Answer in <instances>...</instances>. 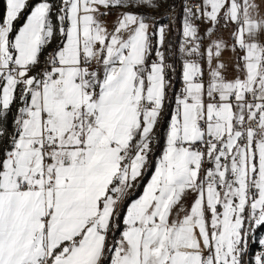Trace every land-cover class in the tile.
I'll list each match as a JSON object with an SVG mask.
<instances>
[{"label": "crops", "instance_id": "1", "mask_svg": "<svg viewBox=\"0 0 264 264\" xmlns=\"http://www.w3.org/2000/svg\"><path fill=\"white\" fill-rule=\"evenodd\" d=\"M6 1L0 23V67L12 61L24 65L37 60L41 38L51 35L63 76L36 92L28 91L24 68L20 80L8 73L2 76L0 122L7 126L13 121V109L24 110L28 118L22 132L35 139L55 136L59 145L48 152L51 160L44 167L54 178V188L48 190L21 187L24 182L39 184L34 172L43 167L41 153L31 150L26 138L18 141L13 159L2 157L5 147L0 145V223L13 219V232L6 237L11 247L6 241L0 243V259L6 264H30L38 258L42 264H67L73 254L83 256L85 249L79 245L86 240L89 226L95 225L103 243L97 244L93 262L87 264H242L243 256L236 249L244 239L239 218L253 166L251 156L254 149L256 157L264 152V0H205L202 10L187 12L190 18L204 15L201 28L174 15L172 29L176 33L180 29L177 39L199 40L203 34L204 91L219 90L218 101L207 103H203L201 85L194 80L203 63L197 57L180 55L176 41L166 49L169 60L178 61L179 81L185 83L183 91L192 102L164 84L161 63L149 61L150 56L163 52L161 34L151 16L174 6L176 0L162 8L157 0H142L135 3V11L119 12L109 19L102 18L101 10L118 0H56L54 12L50 2L40 0L17 29L11 26L29 0ZM81 58L88 65L79 68ZM249 90L255 91L252 99H247ZM142 99L151 103L149 112L140 111ZM166 103L171 109L153 169L140 193L122 206L116 219L112 207L109 212L101 211L102 203L96 216L87 214L93 206L87 200L81 208L74 201H69L66 210L59 206L55 174L50 169L55 158H59L57 168L74 163L95 169L99 163H112L111 174L100 184H105L110 197L111 177L122 170L118 151L132 147L135 138L137 143L153 133ZM203 116L204 128L198 124ZM256 118L258 134L252 125ZM220 133L225 135L230 156L225 162L211 160L208 174L217 190L210 182L195 191L198 163L189 168L192 162L187 161L185 177L179 178L169 167L172 153L191 151L199 162L193 144L204 135ZM147 158L136 155L130 163L136 187ZM257 160L254 178L264 184V162ZM230 172L235 176L227 181ZM91 185L96 192L97 186ZM161 185L168 192L172 189L170 198L155 193ZM149 193L152 199L141 202ZM83 207H87L85 212ZM134 209L135 215L146 216L129 218ZM96 226L110 227L108 237ZM47 231H53L51 241ZM260 234L258 246L263 251L254 256V264H264V229Z\"/></svg>", "mask_w": 264, "mask_h": 264}, {"label": "built area", "instance_id": "2", "mask_svg": "<svg viewBox=\"0 0 264 264\" xmlns=\"http://www.w3.org/2000/svg\"><path fill=\"white\" fill-rule=\"evenodd\" d=\"M205 0H176V4L169 9H165L160 13L155 14L153 19L155 20V26L159 29L161 38H162V53H156L155 55L150 56V62L161 63L162 66V77L164 80V84L166 86H172L175 81V76L173 72V63L169 60L168 51L166 49L167 45L171 41L173 36V24H174V15L180 14L182 19H187L189 23L193 26L203 27L204 26V15H199L194 18H190L187 15V12L195 10L200 11L204 6ZM127 10L135 11V2L134 0H126L124 4L119 5H109L101 10L102 18L109 19L110 16H113L119 12H125ZM180 30V29H179ZM178 30V31H179ZM204 37L201 35V39L199 40H183L178 38L177 44L181 49V54L183 56H194L199 58L203 65L197 72L194 73V80L198 82L202 91H204V87L206 84V75L204 69V55H205V45H204ZM53 39L51 35H44L38 46L37 50H39V56L35 61H27L24 65H19L16 62H10L5 67H0V86L2 84V76L5 73L10 74L16 80H20V70L22 68L26 71L27 77V89L30 92L40 91L46 86V84L55 81L56 79L63 76V73L58 70L60 67L59 63L56 61L55 53L52 48ZM88 64L86 60L81 58L78 62V67H85ZM81 73L76 74V78H80ZM185 87V83L179 82L176 87V91L179 92V95L182 99H184L187 103L192 102L193 98L187 93L183 91ZM235 93L233 92V95ZM255 96L254 90H249L247 94V99H252ZM219 98V90L212 91L210 94L205 93L203 95V103L207 102H217ZM236 101H233L232 105L236 108L238 105ZM139 108L142 111H150L152 109V105L149 101L142 99L139 103ZM13 121L9 125H4L0 122V145H4L5 150L2 155L5 160L13 159L15 156V152L18 150V141L26 138L29 141V147L33 151H39L42 155L43 167L38 171L34 172L35 180L39 181V184H35L32 182H24L22 184V188L24 189H38L39 187L44 190L53 189L54 188V178L53 176L44 170V167L49 164L51 157L48 156V152L50 150L56 149L59 145V140L55 136H41L38 139L30 138L27 134L22 132L23 126L22 123L26 118H28V113L24 110H20L15 108L12 110ZM44 117H48L45 113ZM205 116L198 120V124L204 128L206 126ZM257 119V118H256ZM253 127L255 128V133L258 134L259 129V120H255L253 122ZM225 135L220 133L219 136H208L204 135V138L198 142H196L192 151L196 155L199 156L198 167L201 172V176H203V185L205 183L213 182L211 176L208 174L210 160H215L220 163V161H224L228 155L230 154V150L227 144L224 141ZM215 149L214 151H212ZM120 157H126V153L123 151L120 152ZM128 159V158H127ZM188 167H194L193 163L188 164ZM235 173H231L229 175L230 179H233ZM248 209H252L253 199L257 196L259 192V184L257 180L252 179L248 182ZM135 183L132 179L123 180L120 178L119 174L115 172L111 177V190H110V199L116 200L118 203L125 202L130 194L135 190ZM118 204H116L114 208V212L117 211ZM248 212H250L248 210ZM251 216V215H250ZM42 221H46V217L41 218ZM249 223V222H248ZM96 230L102 233L105 237H107L109 232L108 228H103L96 226ZM248 247L243 246L240 250L243 254L247 256L250 251V245L248 243ZM239 251V250H238ZM260 251V248L256 249L255 252ZM246 256V257H247ZM43 259H37L34 263L30 264H42ZM27 264V263H26Z\"/></svg>", "mask_w": 264, "mask_h": 264}, {"label": "rangeland", "instance_id": "3", "mask_svg": "<svg viewBox=\"0 0 264 264\" xmlns=\"http://www.w3.org/2000/svg\"><path fill=\"white\" fill-rule=\"evenodd\" d=\"M47 1L51 3V5H52L51 8L53 9V12H54V10L56 11L58 8V5L56 3L58 1H56V0H47ZM125 1L126 0H118L115 3L117 5H119V4H124ZM152 1H154V0H152ZM157 1L160 2L159 3L160 8L167 6L171 2L172 3L174 2L173 0H157ZM6 2L7 1L5 0V6H6ZM134 2L136 4H138V2H142V0H134ZM116 4H113V5H116ZM23 9L19 13H17V18L21 15V13L23 12ZM13 26L14 25L12 24L11 29L13 28ZM178 35H179V31L175 35L172 36L171 41L169 42L171 47H173L175 41L177 43L176 37ZM232 47L233 46H231V49H232ZM207 51H209V50L207 49ZM177 52H180V51L177 50ZM180 55H182V54H180ZM140 111L143 113L141 108H140ZM145 112H149V111H145ZM25 120H27V118ZM153 130H154L153 133H150L149 135L144 136L142 139L139 140V142L135 143L132 147H129L126 149H121L118 151L117 154H118L119 159H120L119 164L122 168V170L120 171V175H119L121 179H123V180L132 179L133 182L135 183V180H137V179L135 178V180H134V178L131 177V171L133 169V168H131V165H130L131 161H133V159L135 158L136 155L137 156L141 155L142 157H144V156L148 157L147 158V161H148L149 156L154 154V151L158 147L159 143H160L159 146H161V144L163 143V140H161V142H160V138L157 137V132H158L157 126L155 128H153ZM260 137L261 136H259L258 138H260ZM258 138H256V139H258ZM121 151L122 152L124 151L126 153V157H124V158L120 157ZM186 153L187 154H183V155L180 154L179 155V154L174 152V153H172L173 159L172 160H170L171 158L169 159L170 160L169 161L170 162L169 167H172L174 170H176L179 178H183V176L185 177L184 171L186 170L187 161H189V162L191 161L195 165L198 163L197 162L198 157H196L194 154H192L191 151L186 152ZM254 154L255 155L251 156V159H252L251 163L253 164V166H251V168H250V175H249L250 180L255 179L254 177H255L256 172H255L254 166H256L257 164L254 161L258 159L257 163H259V161L264 162V152H263V154L260 153L256 157V150L254 149ZM229 156L230 155H228V157ZM228 157L224 161H220V162H225L228 159ZM58 160H59V158H55L53 160V163L51 164L50 169H52V171L55 174V182H56L55 186H56V193H57V197H58V201H59V206H61L64 210H66L69 201H74V203L79 204V206L81 208L80 204L85 205V200H87L90 202V204L92 203V205H93L92 207L91 206L89 207V210L87 212V214H90V216H96L100 212L98 210L99 204L102 203V208H101L102 212H105V211L109 212L110 207H112V209H113L112 214H115L114 219H116L118 217L119 214H117V213H119L124 202L118 203L116 200L110 199L105 184L100 185L102 183V181L104 179L108 178L109 175L111 174V172L113 170L112 167L114 166L112 163H110L109 165L99 163V165L95 166V169L92 168L91 165L74 164V163H69L66 167L57 168V161ZM60 164L63 165L64 163L61 162ZM208 164L210 167L211 160L208 162ZM257 168L258 167H256V170H257ZM198 169H199V167H198ZM231 173H233V172H230L227 175V181L232 180L229 177V175ZM199 175H201L200 170H199ZM64 176L68 177V181L65 180ZM171 178H172V176H171ZM200 181H201V184H200ZM164 182H165V184H167L166 181H164ZM203 182H204L203 176H201L199 179L197 178V183L194 186V188H196L195 191L199 190V187L203 185ZM90 183L91 184L94 183L97 186L96 192L93 188H91L92 185ZM211 183L213 184L214 189L217 190V184L214 182H211ZM135 186H136V183H135ZM248 187H249V185H247V187H246V193H247ZM166 190H168V188H166V185H161L159 188L156 189L155 193L159 197L163 196L164 198H166V197L170 198L169 195L171 194L172 189H170V192H168ZM93 192H95V194H93ZM146 198L152 199L151 194L150 193L146 194L145 197L141 200V202H146V200H147ZM248 202H249V199H248V195H247L245 203H244L245 204L244 209H242L243 211L241 213V218H239V219H241L242 225L244 226V239H242V242L238 245L236 251L239 250V254L241 256H243V258H242L243 260H241L242 264H254V256L262 253V251H263L262 247L258 246V244H259L260 235H261L260 231H262L264 229V184H259V192H258L257 196L253 199L252 209H248V207H247ZM116 204H118L117 205L118 209L116 212H114V208H115ZM204 206H206V205H204ZM86 209H87V207H85V208L83 207L84 212ZM248 210L250 212H248ZM134 212H135V209H134V211L133 210L131 211V214L128 217L129 218L134 217V216L139 217L141 215H143L144 217L146 216V213L140 214V215H135ZM143 216H141V217H143ZM12 223H13V219H11V222H10V218H7L3 222L0 223V243H2L3 241H6L7 245L9 247H11V245H10L11 242L8 239H9L11 232H13ZM94 226L95 225L89 226V228L87 229V232H86V236H85L86 240H84L83 243L79 245L80 249H82V248L85 249V253L83 254V256L76 258V257H74V254H73L71 258L66 260L67 264H87V263L93 262L92 259L94 258L95 252L97 251V244L100 243L102 245V243H103V237L100 236V234L94 230ZM110 232H111V228L109 227L108 235ZM65 234H68V233L66 232ZM108 235H107V237H108ZM6 237L8 239H6ZM52 238H53V231L52 232L47 231V239L51 241ZM260 242H261V240H260ZM248 243L251 245H250L249 254L247 256V253H246V256H247L246 257L240 249L243 248V246L248 247L249 246ZM258 248H260V251L255 252L256 249H258ZM106 255H107V253H106ZM5 262H6V260L0 259V264H6Z\"/></svg>", "mask_w": 264, "mask_h": 264}, {"label": "trees", "instance_id": "4", "mask_svg": "<svg viewBox=\"0 0 264 264\" xmlns=\"http://www.w3.org/2000/svg\"><path fill=\"white\" fill-rule=\"evenodd\" d=\"M37 1H40V0H29L27 3H26V8L23 10V12L21 13V15L19 16V20L15 22V25H14V29H17V27H19V25L21 24V20L23 18V16L28 12V10L33 6V4ZM5 9H6V6H5V0H0V23L2 22L3 20V17H4V13H5ZM173 31V29H172ZM173 34H176V31H173ZM172 63H173V72H174V76H175V81L173 82L172 84V88L173 89H176L177 85L179 84V76H178V61L175 60V58H172L171 59ZM165 107V110L162 114V116L159 118L158 120V125H157V128H158V132H157V137L160 138V142L161 140L163 139L162 138V132L166 126V120L167 118L169 117V114H170V109L171 107L169 106L168 103H166L164 105ZM158 138V139H159ZM137 138H135L134 140H132V144H135V141H136ZM160 145V143H159ZM156 148V150L154 151V154L149 156V159H148V162L145 166V171L144 173L142 174V176L140 177L139 181H137V183L139 184L135 190L130 194V196L127 198V200L123 203L122 206H124L127 202L130 201V198L138 195L140 193V190H141V187L145 184V180L148 178L150 172L152 171V166H153V161L154 159L156 158V156L158 155L159 153V149L161 146H159ZM108 244V243H107Z\"/></svg>", "mask_w": 264, "mask_h": 264}]
</instances>
